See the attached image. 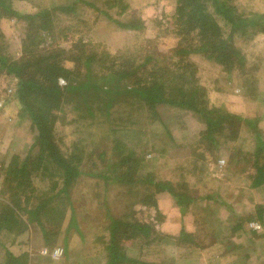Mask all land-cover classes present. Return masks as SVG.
Masks as SVG:
<instances>
[{"label":"rangeland","instance_id":"1","mask_svg":"<svg viewBox=\"0 0 264 264\" xmlns=\"http://www.w3.org/2000/svg\"><path fill=\"white\" fill-rule=\"evenodd\" d=\"M74 1L10 0L9 5L18 12L28 13ZM115 1L118 3L111 7ZM227 4L236 9L232 16L240 13L250 18L255 13L263 17L257 19L258 26H237L232 30L235 27L229 20L214 14L221 38L236 53L232 60L217 62L201 53L186 55L193 64L196 82L204 92L208 107L238 119L235 122L239 126L228 131L229 139L220 143L215 151L205 153L203 158L197 154L198 150L192 154L190 145L193 142V145L198 140L204 143L201 139L204 123L188 108L164 104L157 105L156 114L147 118L146 113H142L143 105L140 110L136 101H130L127 106L118 108L119 102L109 111L102 109L107 114L101 113L102 116L89 125L76 120V114L69 110V101L65 100L62 110L57 113L59 118L54 130L62 151H69L75 140L82 139L81 149L92 154L83 155L86 168L106 174H111L107 164L116 161L110 155L114 141L127 143V136L133 130L139 134V140H135L139 142L135 148L137 157H144L138 177L150 175L152 182L170 181L181 193L197 198L180 211L174 197L163 190L154 194V206L137 202V198L148 197L149 190L143 188L146 185L132 198L123 185L111 179L107 180V185L102 178L81 179L69 188V197L75 203L79 216L83 214L81 228H84L85 237L80 240L75 232L67 234L70 256L67 257L65 252L68 246L62 244L64 229L70 227L67 220L49 221V228H57L61 224V230L49 236V239L55 236L54 242L44 243L35 219L29 221L26 215H19V222L11 231L1 229L0 264L8 263L7 253L27 264H104L107 254L104 249L107 239V232L103 230L104 215L90 221L85 217L84 209L98 210L96 201L101 196L114 217L129 211L131 219L150 227L148 238L118 241V248L130 258L124 264H264V232L260 233L259 221L248 219V212L256 203L264 205V190L249 187L250 181L245 178V173L238 170L244 164L249 170L251 153L238 155V159L244 158L245 161L235 165L237 173L226 169L229 151L256 149L258 139H264V0H228ZM176 6L177 0H76V9L59 15L51 32L43 33L37 50L41 53L58 49L65 51L63 55L68 61L64 65L79 73L84 71V67L78 65L77 60L81 63L92 53L96 54L95 60H99L102 51L110 55L119 52L133 54L137 63L142 62L146 55L156 57L158 65L169 63L161 57L172 53L179 41L173 23ZM129 23L137 27L122 26ZM24 25L16 16H0V34L4 39L1 52L10 60L25 55L21 41ZM95 70L101 71L97 66ZM15 82V77L0 70V171L13 156L22 160L30 154L29 146L35 134L30 121L19 116V107L11 97ZM57 83L59 86L66 84L60 77ZM230 121L226 119L223 124L226 126ZM107 151L106 161L101 164L102 160L94 155ZM261 153L264 155V151ZM123 156L120 153V158ZM42 186L46 187L48 183ZM206 194L216 199L206 201L200 198ZM206 202L209 207H205ZM99 211L104 214L103 208ZM239 220L241 228H231ZM249 227L260 231L254 234ZM181 230L190 236L180 237ZM55 250L58 259L53 262L50 258Z\"/></svg>","mask_w":264,"mask_h":264},{"label":"trees","instance_id":"2","mask_svg":"<svg viewBox=\"0 0 264 264\" xmlns=\"http://www.w3.org/2000/svg\"><path fill=\"white\" fill-rule=\"evenodd\" d=\"M9 1L0 0V16H16L24 22L25 33L21 41L25 55L17 60H10L1 52L4 39L0 34V70L4 71L5 75L15 77L16 82L11 97L19 107V116L30 121L35 134L29 146L30 154L22 160L13 156L10 162L1 168L0 232L3 228L11 231L19 222L21 217L19 215H26L29 221L35 219L34 221L40 227L44 243L54 242L55 236L51 239L49 236L61 230V224L57 228H49V221L63 219L70 224V229L68 227L64 229L62 239L64 247L68 246L67 234H72L71 232H75L79 239L83 240L85 237L84 228H81L83 214L79 216L75 203L69 197V188L81 179L102 178L105 185L107 180L111 179L123 185L126 193L132 198L140 193L143 185H146L143 188L149 190L148 197L137 198L138 203L155 206L154 194L157 190H163L174 197L180 211L188 208V205L197 197L190 198L186 193H181L170 181L152 182L150 175L146 178L138 177L137 173L144 165V157H137L135 152L139 143L135 141L139 140L138 133L131 130L127 136L128 141H125L126 145L120 141H114L110 155L116 161L107 164L111 174H106L86 168L83 161L85 150L81 149L82 145H80L82 139L75 140L69 151L61 150L54 134L55 124L59 118L57 113L62 110L65 100H68L69 110L76 114V120L91 125L102 116L101 113L104 112L102 109L109 111L119 102L118 108L136 101L140 110L142 105L144 106L142 113L145 112L147 118L156 114V106L159 104L188 108L205 125L204 130L201 131V139L204 143L198 140L195 145H193L194 142L190 145L192 154L198 150L197 154L203 158L205 153H212L210 151H215L220 143H225L230 137L228 131L239 124L235 122L237 118L227 113L223 115L220 110L208 107L204 92L196 82L193 64L188 61L186 55L201 53L206 58L217 62L223 59L232 60L236 53L232 52V47L221 38L214 14L221 15L226 21L229 20L235 27L232 30L237 29V26L241 28L248 25L258 26L257 19L262 18L263 15L254 13L250 18H245L240 13H235V16H232V12L234 10L236 12V9L227 4L228 0H177L173 23L179 41L177 47L171 50L172 53L161 57V60H169V63L158 65L157 58L152 55L144 56L143 61L137 63L133 54L126 55L124 52H119L116 55H110L102 51L100 54L102 58L99 60H95L96 54L93 53L87 55L81 63L77 60V64L84 67V71L79 73L68 65H64L68 61L67 56L63 55L65 51L58 49L41 53L37 50L43 33L51 32L52 24L57 18L59 20V15L75 10L76 0L70 4L65 2L53 6L48 10L28 13L12 9ZM117 3L118 1L113 2L111 7ZM122 26L137 27L132 23L122 24ZM77 43L79 44V41ZM77 49L81 50L78 47ZM104 60L107 61L104 62ZM150 62L153 64L149 65ZM96 66L100 67V72H96ZM59 77L65 80V85H58ZM104 113L103 115L107 114V112ZM132 118L135 119V117ZM132 118L131 123H133ZM226 119L231 121L225 126L223 122ZM262 151H264V139H258L256 149L242 148L229 151L226 169L233 174L237 173L234 170L235 165L245 161L244 158L238 159V155L251 153L252 163L249 165L251 167L247 171L248 165L244 164L238 169L239 173H245V178L250 181L249 187L264 190ZM120 153L124 154L122 158ZM108 154L107 151L103 154L95 153L94 156L102 160V164L106 161ZM88 155H92L91 152ZM46 183L48 186H42ZM105 185H103V191ZM99 198L100 200L96 201L98 210L85 207V217L91 221L98 220L104 215L103 230L107 232L104 246L107 254L104 264H124L130 258L118 248V241H128L135 237L148 238L150 227L143 222L131 219L132 215L129 211L120 217H114L108 211L109 207L106 206L102 196ZM200 198L206 201L216 199L207 194ZM207 206L209 207L208 202L205 203V207ZM99 208L104 209V214L99 211ZM248 215L249 220L252 218L250 221H259L262 227L261 231L250 227L248 229L254 234L259 231L264 232V205L256 203ZM129 218L131 220H128ZM240 225L239 220L234 222L231 228L240 227ZM179 235L183 238L190 236V233L181 230ZM70 250L69 246L65 248L67 257L70 256ZM7 254V264H27V262H19L17 256ZM129 262L136 263L133 260Z\"/></svg>","mask_w":264,"mask_h":264},{"label":"built area","instance_id":"3","mask_svg":"<svg viewBox=\"0 0 264 264\" xmlns=\"http://www.w3.org/2000/svg\"><path fill=\"white\" fill-rule=\"evenodd\" d=\"M253 227H254V226H253ZM57 255H58L57 250H55V251L53 252L52 256L56 258Z\"/></svg>","mask_w":264,"mask_h":264},{"label":"crops","instance_id":"4","mask_svg":"<svg viewBox=\"0 0 264 264\" xmlns=\"http://www.w3.org/2000/svg\"><path fill=\"white\" fill-rule=\"evenodd\" d=\"M12 255H14V254H12ZM49 258H50V257H49ZM54 258H55V257L51 256L50 260L54 262V261H56V260L58 259V257H57L56 259H54Z\"/></svg>","mask_w":264,"mask_h":264}]
</instances>
